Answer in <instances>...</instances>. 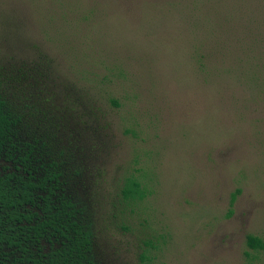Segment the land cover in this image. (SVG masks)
<instances>
[{"label":"rangeland","instance_id":"rangeland-1","mask_svg":"<svg viewBox=\"0 0 264 264\" xmlns=\"http://www.w3.org/2000/svg\"><path fill=\"white\" fill-rule=\"evenodd\" d=\"M151 1L101 8L73 34L59 1L0 0V65L35 78L29 97L96 212L99 264H264L247 245L264 240V0L231 35L240 53L216 50L205 71L181 17L135 14ZM129 178L143 201L124 200Z\"/></svg>","mask_w":264,"mask_h":264},{"label":"trees","instance_id":"trees-1","mask_svg":"<svg viewBox=\"0 0 264 264\" xmlns=\"http://www.w3.org/2000/svg\"><path fill=\"white\" fill-rule=\"evenodd\" d=\"M56 1L60 4L55 7L62 11H58L60 20L74 29L73 34L86 32L91 26L89 21L102 16L97 14L101 8L105 12L106 8L116 10L121 5V0H103L102 5L98 0H88L89 8L83 12L79 10L83 0ZM165 1L152 0L139 7L147 9L135 14L162 21L181 17L180 25L188 33L187 38L192 37L189 47L196 50L201 70L217 62L216 50L220 54L233 48L240 53L242 44L237 41L230 45L231 35L240 38L251 0H178L177 5L166 8L168 16L162 10L170 3ZM56 15L53 11L50 20L46 18L44 32L54 31L51 23ZM212 25H217L215 34ZM33 83L35 78L29 70L0 65V264H99L96 212L80 190V172L60 145L58 135L43 126V113L29 97ZM122 192L128 203H139L146 197L136 178H129ZM240 193L238 189L232 194L228 216ZM247 245L264 250V240L254 235L247 237Z\"/></svg>","mask_w":264,"mask_h":264}]
</instances>
